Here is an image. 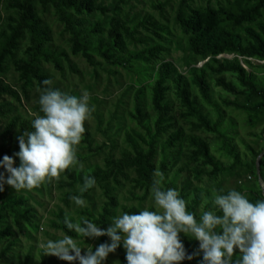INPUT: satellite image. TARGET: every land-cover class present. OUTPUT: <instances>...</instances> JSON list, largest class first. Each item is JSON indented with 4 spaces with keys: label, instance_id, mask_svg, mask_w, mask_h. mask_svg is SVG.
I'll return each mask as SVG.
<instances>
[{
    "label": "trees",
    "instance_id": "obj_1",
    "mask_svg": "<svg viewBox=\"0 0 264 264\" xmlns=\"http://www.w3.org/2000/svg\"><path fill=\"white\" fill-rule=\"evenodd\" d=\"M211 2L207 0L204 8H192L190 0H179L174 20L186 37V47L182 50L187 73L183 75L174 63L164 60L166 50L162 45L148 46V38L140 36L142 29L163 41L165 29L149 15L140 19L129 18L128 15L125 18L117 16L122 0L108 7L96 0H0V8L5 13V17L0 15V100L2 96H9L21 105L20 93L2 80L9 63L18 74V80L22 83L21 94L25 99L33 84L40 94L45 87L42 81L49 79V76L42 69L43 63L52 64L58 72H63L62 64L66 63L71 72L75 71L67 53L50 47V32L39 16L38 7L40 14L48 12L50 8L54 10L69 35L72 55H81L91 64L94 56H97L107 66L134 75L136 89L128 118L136 128L131 132L126 131L124 135L127 148L121 149L119 156L115 157L112 152L116 145L112 138H107L108 143L93 147L85 128L80 144L88 150L89 156L97 155L109 146L103 165L87 170H72L69 167L61 172L64 179L58 181V188L68 190L62 198L65 207L72 202V195H80L79 189L86 175L94 176L97 183L83 193V198L90 200V194L98 188L105 199L96 214L84 209L81 218L92 219L105 227L113 217L112 209L118 207L115 196L118 188L126 183L130 187L131 200L144 202L152 194L154 180H160L164 190L171 188L178 191L187 202V210L196 213L197 217L210 209L211 194L206 191L200 194L191 189L190 180L184 177L186 165L174 161L173 155L178 153L181 145H184L187 163L198 165L203 170L200 173L215 176L241 170L244 176L253 180V184L238 185L235 190L246 194L252 203L264 200L260 185L264 184V155L259 158L264 146L256 151L244 144L247 155H241L233 138L226 132L225 124L228 123L224 119V109L232 108L246 113L252 127L264 125V77L260 79L257 76L264 70V65L259 64L264 62V0H242L243 5L237 8L221 4L213 8ZM165 6L157 3L152 8L162 14ZM95 14L102 16L101 22H88L83 18ZM127 44L146 47L129 50ZM222 55H233V58L219 59ZM203 61L206 62L200 68L196 67V63ZM211 81L220 90L219 94H214ZM130 89L133 90V87ZM221 93L235 99H226ZM170 95L179 103L178 116L189 122L192 131L220 137L218 151L229 156L231 164L225 165L219 161L203 138L185 135L176 122ZM239 97L243 98V102H238ZM9 112V105L0 103V116L6 117ZM229 125L233 128L234 123L229 122ZM32 130V125L27 128L19 117H13L0 134V161L8 152L13 155L18 167L20 162L15 157L20 150L17 137ZM260 136L264 140V129ZM77 159L86 161L88 157L78 156ZM205 168L210 169L206 171ZM3 171L0 169V172ZM156 173L162 175L157 176ZM221 190L218 187L215 193ZM227 192L223 191L224 194ZM121 209L122 213L130 214L140 211L133 206ZM30 212L28 200L18 195L6 193L0 200V245H5L1 256H5L17 243L9 219L23 233L25 228L22 221L31 230L37 231ZM65 214L59 210L55 214L56 221H51L50 227L75 237V233L69 232L63 223ZM180 238L186 252L193 255L189 237L181 233ZM116 253L122 264H127L122 246ZM191 261L186 259L182 264H191ZM19 264H30V255ZM39 264H52L51 257L46 260L42 254Z\"/></svg>",
    "mask_w": 264,
    "mask_h": 264
},
{
    "label": "rangeland",
    "instance_id": "obj_2",
    "mask_svg": "<svg viewBox=\"0 0 264 264\" xmlns=\"http://www.w3.org/2000/svg\"><path fill=\"white\" fill-rule=\"evenodd\" d=\"M96 1L97 3L108 7L119 0ZM157 3L166 5L162 14L158 10L152 8V5H156ZM178 4L179 0H122L120 12L117 16L125 18L128 15L129 18L138 17V19L145 15L151 16L154 21L165 29L164 40H158V38L151 33L142 29L140 30V36L148 38V46L153 44L162 45L166 50L163 55L164 60L174 63L177 69L183 75H186L187 66L183 59L184 54L182 50L186 47V37L181 33L174 20ZM218 4L236 8L243 5L242 0H212L211 2L213 8H217ZM206 5L207 0H190V6L192 8H204ZM38 13L49 29L50 47L53 50L67 53L70 63L75 70L74 73L71 72L67 64L63 63V72H58L52 64L43 63L42 69L49 76V79L53 81L51 87L57 88L69 95L80 96L82 94H87L89 96V105L92 111L89 119L85 121L84 127L87 129L92 139V146L96 147L103 143H108L107 138H112L116 145L112 154L115 157H118L119 151L127 148L124 141L126 131L131 132L132 129L136 128V125L128 118V112L133 108V91L136 89L134 75L127 73L123 69L107 66L97 56H94L93 64H91L81 55H72L68 44L69 35L64 31L63 24L58 21L54 10L50 8L48 12L40 14V7H38ZM0 15L1 17H5V13L1 8ZM108 16H110V14ZM83 18H86V21L88 22L102 21V16L99 14ZM240 33H242V31H240ZM127 47L129 50H140L146 46L127 44ZM218 58L232 59L233 55H222ZM204 62L206 61L196 63V67L200 68ZM257 74H259L257 76H259L260 79L263 78L264 70H261V72ZM2 80L5 84L11 86L20 93L21 105L9 96H2L0 103L8 104L11 112H9L6 117L0 116V134L4 130L6 124L13 117H19L21 121L25 122L27 128H29L32 125L35 116L37 114L41 115L39 107L40 92L37 86L33 84L28 90V96L26 99L23 98L21 94L22 83L19 82L18 74L14 71L11 63L7 65L5 74L2 75ZM211 84L214 87L213 81H211ZM130 87H133V90H131ZM213 92L217 95L220 93V90L214 87ZM221 95L226 99H235L231 96H226L223 93H221ZM169 97L172 100V109L176 116V122L183 129L185 135H196L203 138L219 161L225 165L231 164V158L223 152L218 151L220 137L217 134L192 131L189 122L178 116L180 110L178 101L173 95H170ZM237 99L238 102H243V98L239 97ZM219 104L222 105L221 101H219ZM224 111L225 123H228L225 124L226 132L233 138V142L237 145V150L241 155H247L244 144L251 146L256 151L264 146V140H262V137L260 136V132L264 129V125L258 124L255 127H252L248 121L246 113L236 111L232 108L224 109ZM229 122L234 123L233 128L229 125ZM105 131L107 132L104 133ZM108 148L109 146L97 155L89 156L88 150L83 145H77V157H88V159L86 161H80L77 159V162L70 166V168L72 170H87L96 165L102 166L104 158L109 153ZM178 150V153L173 155L174 161L177 164L186 165L187 173L184 177L190 180L191 189L196 190L200 194L205 191L209 192L213 199L218 187L223 191H229L236 189V186L238 185L251 186L253 184V180L250 179L249 176H244L243 172L238 169L232 173L222 172L215 176H208L207 174L200 173L199 171L203 170L199 169L198 165L187 163L184 156V145H181ZM6 155L9 157L13 156L8 152ZM208 169L210 168H205L206 171ZM237 173L240 175L239 178ZM63 179L64 178L60 173L57 177L46 179L37 187L20 191H15L7 185L4 186V190L0 192V200L6 193L18 195L23 199H27L28 205L31 209L30 214L32 220L38 229L37 231H33L25 224V221H22L25 228V233H23L12 222V220L9 219L8 223L14 230V239L17 243L5 254V256H1L2 249L5 248V245H0V264H19L20 262H23L28 255H30V264H39L41 255L43 254L40 244L48 239L62 238L64 235L59 230L57 231L50 227L51 221H56L55 214H57L59 210L71 215L75 221H78L81 218V211L84 209H89L94 214L100 210L105 199L98 188H95L90 194V200H86V207H78L73 201L68 207H65L62 198L68 190L58 188V181ZM260 185L264 191V184L261 183ZM129 192L130 187L126 183L124 186L116 190L115 196L118 201V207L112 209L113 216L122 214L121 207L133 206L138 210L144 208L154 209V211L157 210L154 207L152 194H150L144 202H138L131 200ZM108 226H110V220L105 227L101 228L106 229ZM78 240L81 246H91L93 250H95V248L101 243L110 242L108 237L86 239L85 244L82 238ZM189 246L194 255L198 251L199 242L194 238H189ZM84 250L86 251V248ZM123 250L126 252L124 248ZM202 255V253L195 255L191 264H200ZM50 257L52 264H67L66 261H62L55 256L44 255L46 260ZM116 261H119L120 264H122L117 253L110 254L107 260L104 261V264H115Z\"/></svg>",
    "mask_w": 264,
    "mask_h": 264
},
{
    "label": "clouds",
    "instance_id": "obj_3",
    "mask_svg": "<svg viewBox=\"0 0 264 264\" xmlns=\"http://www.w3.org/2000/svg\"><path fill=\"white\" fill-rule=\"evenodd\" d=\"M42 84L45 87L41 89L39 105L43 115L35 116L32 131L17 137L20 150L15 157L19 166L7 155L0 161V169H4L0 172V192L5 185L15 191L32 189L77 162L76 146L92 111L89 96L62 92L51 87L50 79ZM96 183L94 176L86 175L80 195H72L70 200L78 207H86L83 193ZM152 196L157 210L144 208L113 216L106 229L92 219L76 222L65 214L63 223L75 237L65 234L48 239L40 248L44 255L55 256L67 264H104L121 245L126 250L127 264H182L200 253V264H264V200L252 203L240 191L232 189L224 194L221 190L214 195L212 207L197 217L187 210V202L179 192L162 189L160 180H154ZM181 233L199 242L194 255L186 252ZM100 237H108L110 242L95 250L81 246L78 240L83 238L85 244L86 239Z\"/></svg>",
    "mask_w": 264,
    "mask_h": 264
},
{
    "label": "water",
    "instance_id": "obj_4",
    "mask_svg": "<svg viewBox=\"0 0 264 264\" xmlns=\"http://www.w3.org/2000/svg\"><path fill=\"white\" fill-rule=\"evenodd\" d=\"M263 155H264V151H263V153L260 155L259 158H261ZM258 161H259V159H258ZM258 171H259V163L257 162V172H258Z\"/></svg>",
    "mask_w": 264,
    "mask_h": 264
},
{
    "label": "built area",
    "instance_id": "obj_5",
    "mask_svg": "<svg viewBox=\"0 0 264 264\" xmlns=\"http://www.w3.org/2000/svg\"><path fill=\"white\" fill-rule=\"evenodd\" d=\"M259 64H262V65H264V62H259Z\"/></svg>",
    "mask_w": 264,
    "mask_h": 264
}]
</instances>
